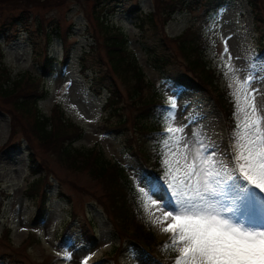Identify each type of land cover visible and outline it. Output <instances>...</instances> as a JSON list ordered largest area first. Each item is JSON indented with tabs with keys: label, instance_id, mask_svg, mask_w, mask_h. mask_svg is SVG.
<instances>
[{
	"label": "rangeland",
	"instance_id": "rangeland-1",
	"mask_svg": "<svg viewBox=\"0 0 264 264\" xmlns=\"http://www.w3.org/2000/svg\"><path fill=\"white\" fill-rule=\"evenodd\" d=\"M40 3H21L13 9L0 7V52L12 79H40L46 58L56 60L52 72L45 76L44 87L49 93L38 100L39 109L50 115L61 104L65 116L84 130L75 146L88 149L99 145L107 159L125 166L157 240L171 244L172 233L163 231L172 223L171 217L164 218V213L171 209L160 208L159 197H153L157 200L153 205L139 194V188L144 186L140 174H151L142 153H138L141 140L132 124L138 112L126 104L122 114L130 118L128 124L121 129L108 130L115 124L104 128L111 114L105 107L108 91L101 89L105 83L93 81L94 69L85 72L82 69L84 54H88V64L97 58L96 54L88 53L89 46L95 38L102 41L101 31L95 27L91 14V1L69 0L61 8L44 7ZM199 3L192 11L174 12L164 29L157 0H122L108 17L110 23L128 36L129 50L137 57L147 78L161 90L165 105L169 98L176 100V116L171 126L184 127V132L175 133L167 147L161 144V164L167 159L178 177L183 175L185 164L194 162L198 141L214 145L217 158L222 157L226 162H230L233 151L230 144L236 141L229 142L225 118L209 94L192 92L178 83L180 76H190L185 67L177 61L165 71L155 68L149 48L161 46L163 33L166 38H177L190 27L200 26L210 42L206 60L220 74L221 87L229 90L234 101L237 80L243 82L249 75V66L264 60L259 57L264 42V0L258 1V20L254 18L250 0H201ZM141 12L153 13V22L141 27ZM21 14L26 21L12 23ZM57 20L64 37L51 33L48 44L44 34L37 30L38 23L43 22L41 27L46 29L55 26ZM255 21L260 23L263 35L256 31ZM169 44L167 49L172 54L178 53L176 42ZM119 87L126 102L127 85L119 81ZM248 92L256 115L264 117V80L259 73ZM9 107L0 99V264H164L139 243L123 240L117 234L99 199L103 185L98 180L87 172L70 171L53 152L44 150L34 140L29 142L23 131L11 137ZM246 111L250 119L255 118L251 107ZM234 117L240 125V130L236 125L235 135L240 136L245 113L236 104ZM21 122L25 128L26 121ZM167 127L169 124L164 122V130ZM260 127L264 129V120ZM180 136L185 140L177 146L175 140ZM31 151L36 154V163L30 161ZM38 163L49 173L50 185L45 214L36 221L40 214L39 201L27 197L26 190L36 177L31 167ZM231 185L240 199L239 214L224 215L234 222L264 230V191L241 175L235 176ZM84 229L89 240L84 236Z\"/></svg>",
	"mask_w": 264,
	"mask_h": 264
},
{
	"label": "trees",
	"instance_id": "trees-1",
	"mask_svg": "<svg viewBox=\"0 0 264 264\" xmlns=\"http://www.w3.org/2000/svg\"><path fill=\"white\" fill-rule=\"evenodd\" d=\"M68 1L0 0V7L13 9L21 3L41 2L40 4L44 7L61 8ZM85 1H91V14L95 27L101 31L102 41L95 38L94 43L89 46L88 53L93 56L96 54L97 58L95 62L88 64L86 60L88 54H84L81 58L82 69L84 72L94 69L93 81L105 83L101 89L104 88L108 91L105 107L110 109L111 114L107 119L108 124H105L104 128L115 124L113 125L115 128L108 130L121 129L128 124L130 118L122 114L126 104L136 110L138 113L134 116L132 124L135 125V129L139 133L138 139L141 140L138 153H142L151 176H161L163 174L161 141L164 139L161 136V133L164 132L161 106H165L166 101L161 90L147 78L137 57L129 50L128 36L108 20L112 10L116 9L122 0ZM200 1L157 0V7L160 9L159 16L163 18L161 19L162 28L164 29L174 12L187 9L192 11L196 5L200 4ZM258 1L250 0L254 18L257 20L260 15ZM141 15L143 16L139 19L141 27L153 22V13L144 14L141 12ZM25 21L23 14L12 19V23L15 24ZM41 24L43 26V22ZM41 24L38 23L37 30L44 34L48 44L52 39L51 33L64 37L60 21L57 20L55 26L46 29L41 27ZM259 24L255 21V29L260 35H263ZM162 37L161 46L149 48L153 66L164 71L177 61L178 64L184 66L190 76L188 74L180 76L177 79L178 83L181 87H187L192 92L209 94L225 118L229 142H235L232 139L237 125L234 117L235 101L229 90L221 87L220 74L206 60L210 42L202 34L200 26L190 27L184 35L177 38H166L164 33ZM171 41L177 44L178 53L176 54H172L167 49ZM164 46L167 47L164 49ZM259 57H264V42L259 51ZM3 59L4 56L0 52V99L10 105L11 137H15L18 131H23L29 142L34 140L44 150L53 152L58 161L70 171L87 172L92 178L98 180L103 185L99 199L104 205L106 214L111 218L112 226L117 234L123 240L128 239L139 243L146 251L160 258L164 264H175V256L178 255V251L172 245L157 240L125 166L118 161L107 159L99 145L88 149L75 146L74 142L83 137L84 130L65 116L61 104H57L50 115H46L39 109L38 100L46 97L49 93L48 89L44 87L45 76L52 72L56 60L46 58L42 66V74L39 76L40 79L36 78L35 81H31L29 77H26L25 80L22 77L21 81V79H12V73ZM119 81L127 85L128 99L126 102L119 87ZM113 117L116 120H113ZM22 119L26 121L25 128H22ZM29 156L30 161L36 163L35 152L31 151ZM31 172L36 177L28 185L26 195L39 201L40 214L36 217L37 221L40 215L42 218L46 211L50 177L49 173L43 170L41 163L34 164L31 167ZM87 235V231L84 229V236L89 240L90 236ZM165 245L168 247L166 248Z\"/></svg>",
	"mask_w": 264,
	"mask_h": 264
},
{
	"label": "snow or ice",
	"instance_id": "snow-or-ice-1",
	"mask_svg": "<svg viewBox=\"0 0 264 264\" xmlns=\"http://www.w3.org/2000/svg\"><path fill=\"white\" fill-rule=\"evenodd\" d=\"M248 71L243 82L237 80L235 104L245 117L242 135L233 134L236 144H230L233 149L230 162L217 158L214 145L198 141L194 162L185 164L182 176L176 175L167 159L162 161L163 176L140 174L144 186L139 188V194L145 202L156 205L153 197H159V207L171 209L164 213V218L171 217L172 223L163 231L172 233L171 245L178 251L175 264H264V230L234 222L224 215L239 214L240 199L231 185L235 176L241 175L264 191V129L260 127L264 117L256 115L248 92L257 73L264 80V60L251 64ZM247 107L252 108L254 119L249 118ZM176 109L174 98L161 106L163 122L169 124L161 133L166 137L161 141L165 147L175 133L184 132V127L171 126ZM184 140L180 136L175 143L178 146ZM184 159H187V147Z\"/></svg>",
	"mask_w": 264,
	"mask_h": 264
}]
</instances>
